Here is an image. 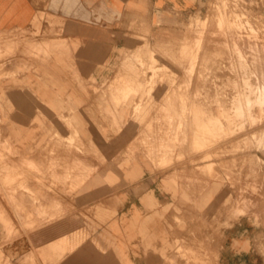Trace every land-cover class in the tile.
<instances>
[{"label": "rangeland", "instance_id": "rangeland-1", "mask_svg": "<svg viewBox=\"0 0 264 264\" xmlns=\"http://www.w3.org/2000/svg\"><path fill=\"white\" fill-rule=\"evenodd\" d=\"M127 15L0 31V264H264V0Z\"/></svg>", "mask_w": 264, "mask_h": 264}, {"label": "crops", "instance_id": "crops-1", "mask_svg": "<svg viewBox=\"0 0 264 264\" xmlns=\"http://www.w3.org/2000/svg\"><path fill=\"white\" fill-rule=\"evenodd\" d=\"M198 0H0V31L27 29L40 12L50 15L61 26V35L83 44L76 50L77 58L99 60L112 52V46L119 44L113 26L114 21L123 20L125 14L135 10L140 16L147 15L152 8L187 10ZM121 13V17L117 14ZM82 61V60H81ZM79 67L85 65L79 64ZM97 67L98 65H94ZM14 101L20 106L11 114L29 116L30 95L14 90ZM22 94V95H21ZM21 101V102H20Z\"/></svg>", "mask_w": 264, "mask_h": 264}, {"label": "bare ground", "instance_id": "bare-ground-1", "mask_svg": "<svg viewBox=\"0 0 264 264\" xmlns=\"http://www.w3.org/2000/svg\"><path fill=\"white\" fill-rule=\"evenodd\" d=\"M235 37V36H234ZM235 41V40H234ZM225 42V41H224ZM225 45V44H224ZM246 45V44H245ZM222 48V47H221ZM223 50V49H222ZM236 60V59H235ZM256 63V62H255ZM198 75V74H197ZM194 76V75H193ZM258 76V75H257ZM257 85V84H256ZM184 88V87H183ZM257 88V87H256ZM182 89V88H181ZM177 90V89H176ZM184 91V90H183ZM259 91H261V90H259ZM258 91V92H259ZM262 92V91H261ZM256 96V95H255ZM198 98V97H197ZM260 98V97H259ZM262 100V99H261ZM258 101V100H257ZM200 102V101H199ZM224 102H225V100H224ZM223 102V103H224ZM264 102V101H263ZM205 104V103H204ZM203 106V105H202ZM201 107V106H200ZM204 107V106H203ZM195 109V108H194ZM211 110V109H210ZM194 111V110H193ZM201 113V112H200ZM205 114V113H204ZM201 116V115H200ZM204 120V119H203ZM193 122V121H192ZM200 122V121H199ZM194 123V122H193ZM197 124V123H196ZM199 125V124H198ZM204 125V124H203ZM215 126V125H214ZM184 127V126H183ZM201 128V127H200ZM212 128V127H211ZM200 139V138H199ZM185 149V148H184ZM210 152V151H209ZM187 153V152H186ZM190 158V157H189ZM216 256V255H215ZM209 260V259H208ZM206 262V261H205ZM209 262H211V261H209ZM214 263V262H213Z\"/></svg>", "mask_w": 264, "mask_h": 264}]
</instances>
